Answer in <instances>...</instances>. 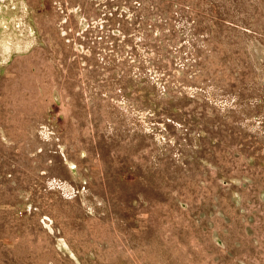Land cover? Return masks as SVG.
<instances>
[{
    "label": "rangeland",
    "instance_id": "rangeland-1",
    "mask_svg": "<svg viewBox=\"0 0 264 264\" xmlns=\"http://www.w3.org/2000/svg\"><path fill=\"white\" fill-rule=\"evenodd\" d=\"M0 264H264V0H0Z\"/></svg>",
    "mask_w": 264,
    "mask_h": 264
},
{
    "label": "bare ground",
    "instance_id": "bare-ground-1",
    "mask_svg": "<svg viewBox=\"0 0 264 264\" xmlns=\"http://www.w3.org/2000/svg\"><path fill=\"white\" fill-rule=\"evenodd\" d=\"M11 35H12L11 33L10 34L6 33L4 35V39L3 40H4L5 45L8 46V47H9L8 43L11 41L10 38H9Z\"/></svg>",
    "mask_w": 264,
    "mask_h": 264
}]
</instances>
